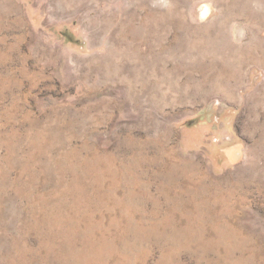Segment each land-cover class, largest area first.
Masks as SVG:
<instances>
[{"label":"rangeland","instance_id":"1","mask_svg":"<svg viewBox=\"0 0 264 264\" xmlns=\"http://www.w3.org/2000/svg\"><path fill=\"white\" fill-rule=\"evenodd\" d=\"M0 264H264V0H0Z\"/></svg>","mask_w":264,"mask_h":264}]
</instances>
